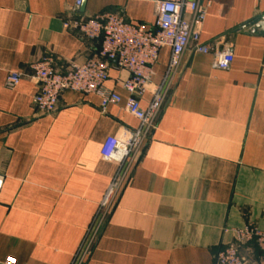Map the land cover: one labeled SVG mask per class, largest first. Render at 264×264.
Wrapping results in <instances>:
<instances>
[{
  "label": "crops",
  "instance_id": "obj_1",
  "mask_svg": "<svg viewBox=\"0 0 264 264\" xmlns=\"http://www.w3.org/2000/svg\"><path fill=\"white\" fill-rule=\"evenodd\" d=\"M195 1V0H190ZM207 8L201 42L231 49L226 70L193 46L168 74L160 50L149 91L164 85L157 128L128 159L116 197L93 239L88 228L119 171L102 156L107 138L139 121L112 68L105 86L122 96L106 113L94 94L66 91L58 110L33 105L32 65L51 55L58 71L95 55L98 41L63 23L106 12L152 29V0H0V264H214L234 231L264 230V0H197ZM191 19L190 14H186ZM14 72L22 75L8 85ZM83 245V246H82ZM246 264H264L255 242Z\"/></svg>",
  "mask_w": 264,
  "mask_h": 264
},
{
  "label": "built area",
  "instance_id": "obj_2",
  "mask_svg": "<svg viewBox=\"0 0 264 264\" xmlns=\"http://www.w3.org/2000/svg\"><path fill=\"white\" fill-rule=\"evenodd\" d=\"M82 1L77 0L76 7H80ZM152 1L157 17L154 28L132 25L119 14L111 12L67 20L63 23L64 28L78 33L86 40L98 41V52L84 63H73L65 73L57 70L51 55L42 57L32 65V77L39 85V91L32 102L42 115L54 114L58 110L62 94L66 91L98 95L101 98L100 109L106 113L109 105L123 101L119 93L108 90L105 86L110 69H125L130 73L129 78L119 84L129 94L125 109L139 121V126L122 129L107 138L102 148L103 158L117 164L119 171L113 177L88 228L86 238L89 241L106 219L114 202L125 162L142 154L147 141L157 128L165 100L164 85L155 88L147 108L141 106V98L149 91L154 75L153 67L158 61L160 50L165 47L172 50L169 75L176 73L183 54L190 46L197 53L212 54L218 69L226 70L234 61L231 49L220 50L216 42H201L207 8L197 0ZM186 14H190L192 18L187 19ZM21 79L22 75L14 72L8 77V85L15 87ZM1 185L0 180V188ZM251 242H255L264 254V230L252 223L234 231V241L217 251L214 264H246L240 248ZM72 264L80 263L74 260Z\"/></svg>",
  "mask_w": 264,
  "mask_h": 264
}]
</instances>
